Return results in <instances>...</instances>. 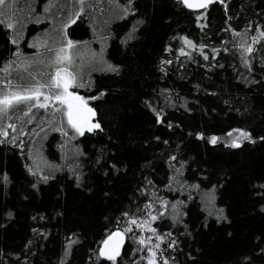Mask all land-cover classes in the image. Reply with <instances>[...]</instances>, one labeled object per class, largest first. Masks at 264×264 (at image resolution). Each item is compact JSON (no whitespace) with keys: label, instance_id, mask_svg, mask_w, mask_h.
<instances>
[{"label":"trees","instance_id":"16d2710c","mask_svg":"<svg viewBox=\"0 0 264 264\" xmlns=\"http://www.w3.org/2000/svg\"><path fill=\"white\" fill-rule=\"evenodd\" d=\"M0 21V96L45 103L67 67L99 125L54 99L0 119V264H113L115 231L116 264H264V0H5Z\"/></svg>","mask_w":264,"mask_h":264},{"label":"snow or ice","instance_id":"6c2138e0","mask_svg":"<svg viewBox=\"0 0 264 264\" xmlns=\"http://www.w3.org/2000/svg\"><path fill=\"white\" fill-rule=\"evenodd\" d=\"M183 2L186 4V6L188 7H193V5L191 3H189V0H183ZM5 3V0H0V5H3ZM78 3L80 5H83L85 3V0H78ZM203 6V5H200ZM82 10V9H81ZM77 15H79V13H77ZM2 22V21H0ZM72 23H75V20L72 21ZM7 27L9 29L13 28V24L12 23H8ZM260 36L262 38H264V32L260 33ZM253 43L257 42V37H253L252 38ZM15 42V41H13ZM186 43H190L187 42ZM73 46L72 42L69 41L68 42V47L71 48ZM242 48H244L243 45H241ZM61 51H63V49H61ZM244 51L247 53H250L252 51V47L248 46L247 48H244ZM207 59V57H205ZM64 59H66V57H62L58 54L57 56V63L62 62ZM244 63L247 65L248 61L245 60ZM7 67H5L4 71L7 72ZM109 70L111 71H117L116 68H113L111 66H109ZM60 71L62 70H58L57 71V77L54 78L55 81V87L58 89H63V92H54L51 93V95H45L44 96V101L45 103H40V87H44L43 85H40L39 87L36 88H31V87H26L24 88L23 91H13V92H6L4 93L2 96H0V119L7 117L8 113L10 110L12 109H16V110H20L19 106L21 104L25 105L27 107V111L24 112V115H28L33 108H44L47 109L48 108V104L46 103L47 101H49L50 99H54L55 101H58L61 105H66L67 106V111L64 113L67 116V120H68V124L79 134V135H83L85 129L89 132H91L93 130V128H99L98 124L95 125H90L87 124V117L83 114V112L80 110V108L74 104V101H82V98L79 96H75L72 93L68 92V89L70 87H73V83L71 80H63L62 82L58 79L59 75H60ZM11 82L9 81L8 85H6V87H11ZM82 86V85H79ZM32 101H36V103H32ZM54 111H61L60 108H56L54 109ZM91 109H87V112L91 113ZM158 115V119H159V114ZM9 127H12L13 129L15 128V125H9ZM238 131V130H235ZM0 134L4 135L5 137H7L8 133L6 131L0 132ZM64 135H67V133H64ZM229 136H232L233 133L229 132L228 133ZM242 136L245 140L250 139L248 133L243 132V131H239V135L236 139H234L232 141L231 146L232 147H240V144L237 143V140L239 139V137ZM210 142L212 144H216L217 143V137L213 136L210 138ZM174 159V157H173ZM171 186H169L170 188ZM146 207H151V205H146ZM173 208H175V205H172ZM161 215H163V213H161ZM156 217L152 216V220H155ZM131 224H136L137 221L135 219L130 220ZM145 223H147L145 221ZM150 231H155L154 229L149 228ZM125 232H130L132 231L131 228H126L124 230ZM115 238H121V233L119 231H117L116 233L112 234V236L109 237V240H113ZM148 239H151L150 237ZM157 239H161L159 236L157 237ZM109 243V241H105V245L107 246ZM137 243L140 244H144L145 240L144 238H139L137 240ZM156 247H159V245H156ZM119 248H120V243H119V239L116 240V243L113 245L111 251L109 252H101V255L106 256V258L110 261L113 262V264H116V258L120 255L119 252ZM154 255V253L152 254ZM141 259H145V257H141ZM148 264H154V260L153 259H148ZM164 264H168V261L165 260Z\"/></svg>","mask_w":264,"mask_h":264},{"label":"water","instance_id":"95a60500","mask_svg":"<svg viewBox=\"0 0 264 264\" xmlns=\"http://www.w3.org/2000/svg\"><path fill=\"white\" fill-rule=\"evenodd\" d=\"M181 3L183 4V6L186 9H188L190 11H193V12H197V11H201V10H204V9L208 8L211 5L212 0H189V3H191L193 5V7L186 6V4L183 2V0H181ZM200 5H203V6H200ZM77 106L80 108V110L83 112V114L87 117V124H88L89 120H90V113L87 112V109H91L90 106L88 104H86L84 101H80L77 104ZM66 119H67V116H66ZM116 232L117 231L113 232L112 234H114ZM112 234L109 235V237L112 236ZM109 237L105 240V241H109L108 245L106 246L105 245V241H104V243L101 245L100 250H99L100 257L103 258V259H106V260H108L106 258V256L101 255L102 251H104V252L111 251L113 245L116 243V240L119 239V243H120L119 252L121 254L123 246L125 244V237H124V235L122 233H121V238H115V239L110 241Z\"/></svg>","mask_w":264,"mask_h":264},{"label":"rangeland","instance_id":"374dc122","mask_svg":"<svg viewBox=\"0 0 264 264\" xmlns=\"http://www.w3.org/2000/svg\"><path fill=\"white\" fill-rule=\"evenodd\" d=\"M65 51H66V53H64V55L62 56V57H66V59H64L62 62H65V61H67L68 59H69V47H66V49H65ZM67 53H68V56H67ZM58 70H62V71H60V75H59V77H58V79L62 82L63 80H71L72 81V83H73V79H72V77H71V75H70V73H69V71H68V68L67 67H61L60 69H58ZM58 70H56V72L54 73V76H53V79H52V85L55 87V81H54V78L55 77H57V71ZM71 88L72 87H70L69 89H68V92H70V93H72L73 95H75V96H78V95H76V94H74L73 92H72V90H71ZM57 90H58V92H60V93H62L63 92V89H58L57 88ZM80 97V96H79ZM82 101H84L83 99H82ZM58 102V101H57ZM80 101H74L73 103L74 104H78ZM85 102V101H84ZM86 104H87V102H85ZM61 105V104H60ZM64 109H65V112L67 111V106L66 105H61ZM93 119H94V111L92 110L91 111V113H90V120H89V123L88 124H90V125H95V123L93 122ZM94 129H96V128H93V130ZM85 131H87L86 129H85ZM84 131V132H85ZM238 135L239 134H233L232 136H231V138L229 137V139H228V144H232V141L234 140V139H236L237 137H238ZM243 140H245L242 136H240L239 137V139L237 140V143H239V142H241V141H243ZM124 235V234H123Z\"/></svg>","mask_w":264,"mask_h":264}]
</instances>
